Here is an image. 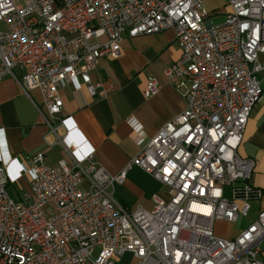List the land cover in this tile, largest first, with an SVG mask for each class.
Instances as JSON below:
<instances>
[{"label": "built area", "instance_id": "built-area-1", "mask_svg": "<svg viewBox=\"0 0 264 264\" xmlns=\"http://www.w3.org/2000/svg\"><path fill=\"white\" fill-rule=\"evenodd\" d=\"M205 1L0 0V81L10 76L25 94L41 92L44 142L52 136L70 158L49 167L39 152L16 168L1 157L0 264H114L124 253L135 264H264V209L233 239L213 233L217 221L246 218L263 195L249 182L254 162L237 148L264 95V0H225L220 25ZM166 30L181 52L166 77L185 107L128 166L164 185L168 199L154 194L150 211H128L114 193L125 171L111 176L92 150L80 154L71 118H58L59 91L81 82L105 98L90 75L99 60L120 57L125 38ZM159 90L151 78L142 94ZM23 176L29 190L14 200L7 187Z\"/></svg>", "mask_w": 264, "mask_h": 264}, {"label": "crops", "instance_id": "crops-1", "mask_svg": "<svg viewBox=\"0 0 264 264\" xmlns=\"http://www.w3.org/2000/svg\"><path fill=\"white\" fill-rule=\"evenodd\" d=\"M222 2L225 4V0ZM214 6H217L216 0L205 1L207 10ZM121 48L120 57L114 60L101 58L96 70L90 74L92 82L100 83L107 96L95 99L81 82L78 87L74 82L68 83L59 91L63 108L58 118H71L66 127L74 128L80 138L83 144L80 154L92 150L96 162L111 176L125 171L124 180L114 185V190L117 187L121 192L116 199L119 204L128 211L138 207L148 210L143 203H134L128 192L146 189L167 200V188L165 193L159 194L161 183L140 168L128 165L161 126L185 107V99L166 77L167 68L178 60L181 52L173 30L125 38ZM15 74L20 75V72L15 70ZM151 78L156 80L160 90L155 96L145 98L142 92ZM261 83L264 90L263 77ZM41 105L39 90L25 94L10 76L0 81V159L10 157L17 168L18 164L25 166L30 156L41 152L44 164L49 167L57 166L60 160L70 163L68 154L52 136L47 139L49 145L45 144L44 136L48 130L37 111ZM58 134L63 136V129H58ZM237 154L254 162L249 182L263 195L251 203L246 218L235 223H214L213 229L216 223L226 228L217 234L226 240L236 237L256 218L259 210L264 209V95L251 111ZM20 180L15 187L27 192L26 176ZM152 205L153 202L150 208ZM260 247L259 258L264 260V240Z\"/></svg>", "mask_w": 264, "mask_h": 264}, {"label": "rangeland", "instance_id": "rangeland-1", "mask_svg": "<svg viewBox=\"0 0 264 264\" xmlns=\"http://www.w3.org/2000/svg\"><path fill=\"white\" fill-rule=\"evenodd\" d=\"M18 4H22V0H16ZM217 6L210 7L208 8L209 12H215V16L211 17L212 22L214 25H220L221 23L224 22V12L227 10V8L224 6L225 4L222 2V0H216ZM207 9V8H206ZM217 9V10H215ZM152 178V177H151ZM153 179V178H152ZM21 181V180H20ZM160 190L158 191L159 194H163L166 191L165 186L161 185ZM115 196L117 199V196H120L121 192L120 190L116 187L115 188ZM7 193L8 195L14 199L17 200L18 196L20 195L21 191L18 190L14 186H8L7 187ZM129 197L134 203L139 202L140 204L143 203V206L147 208L148 210L152 209L153 205L150 208V204L152 203L149 198L151 197L152 193L147 191L146 189H140V190H135L132 192H128ZM157 194V193H155ZM219 222V221H217ZM221 222V221H220ZM225 227L222 225H219L218 223L215 224V228L213 230L214 235L217 236L218 233L224 232ZM220 238V237H219ZM114 264H135V260L133 258V255L131 253H124L119 259L114 263Z\"/></svg>", "mask_w": 264, "mask_h": 264}]
</instances>
